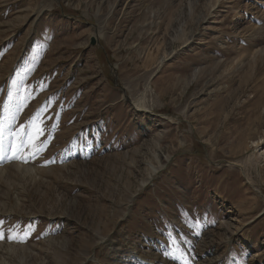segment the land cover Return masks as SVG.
<instances>
[{"label": "rangeland", "instance_id": "374dc122", "mask_svg": "<svg viewBox=\"0 0 264 264\" xmlns=\"http://www.w3.org/2000/svg\"><path fill=\"white\" fill-rule=\"evenodd\" d=\"M0 156V264H264V0H0Z\"/></svg>", "mask_w": 264, "mask_h": 264}, {"label": "snow or ice", "instance_id": "6c2138e0", "mask_svg": "<svg viewBox=\"0 0 264 264\" xmlns=\"http://www.w3.org/2000/svg\"><path fill=\"white\" fill-rule=\"evenodd\" d=\"M41 132H42V129H37L35 132V136L32 139L22 140L16 149V153L13 155V159H24L26 161L29 158V156L38 155L40 152V148L38 144L35 143V138L39 136ZM25 148H28L31 150L27 155H24L22 153V150H24ZM0 158H2V156H0ZM2 225H3V222H0V239H4L6 236V233L3 230ZM9 231H11V228H9Z\"/></svg>", "mask_w": 264, "mask_h": 264}, {"label": "bare ground", "instance_id": "6f19581e", "mask_svg": "<svg viewBox=\"0 0 264 264\" xmlns=\"http://www.w3.org/2000/svg\"><path fill=\"white\" fill-rule=\"evenodd\" d=\"M40 14H41V12H40ZM35 15H37V14H35ZM38 15H39V13H38ZM38 15H37V16H38ZM36 20H37V18H35L34 23L37 22ZM13 70H15V67L13 68ZM10 77H11V75L8 77V79H9ZM137 106L140 107V105H137ZM137 111H138V110H137ZM153 169H154V172H156L158 168H156V169L153 168Z\"/></svg>", "mask_w": 264, "mask_h": 264}, {"label": "water", "instance_id": "95a60500", "mask_svg": "<svg viewBox=\"0 0 264 264\" xmlns=\"http://www.w3.org/2000/svg\"><path fill=\"white\" fill-rule=\"evenodd\" d=\"M94 41V40H93Z\"/></svg>", "mask_w": 264, "mask_h": 264}]
</instances>
